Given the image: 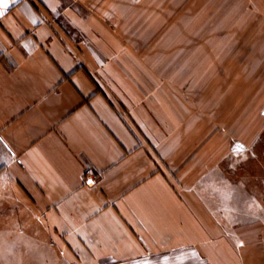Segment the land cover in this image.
<instances>
[{
	"label": "crops",
	"instance_id": "0c3cea01",
	"mask_svg": "<svg viewBox=\"0 0 264 264\" xmlns=\"http://www.w3.org/2000/svg\"><path fill=\"white\" fill-rule=\"evenodd\" d=\"M135 1L0 2V252L264 264V168L231 163L264 127L229 111L230 92H264V51L185 75ZM254 14L264 30V0Z\"/></svg>",
	"mask_w": 264,
	"mask_h": 264
},
{
	"label": "rangeland",
	"instance_id": "374dc122",
	"mask_svg": "<svg viewBox=\"0 0 264 264\" xmlns=\"http://www.w3.org/2000/svg\"><path fill=\"white\" fill-rule=\"evenodd\" d=\"M135 5L141 8L148 6L147 12L135 13L136 17L140 18L141 15L150 20L151 28L145 32L149 31L152 38H164L163 45L167 55L182 54L179 61L167 63H175V67L181 65L183 72L187 71L185 75L191 69H197L199 78H202L205 71L223 68L222 64L230 70L242 67L249 70L255 65L254 53L260 52V49L264 51V45L255 44V38L263 35L264 30L260 29L259 23L255 20L254 0H138L135 1ZM155 21H158V26ZM133 32L134 37L140 36L139 30L134 29ZM71 35L74 38L81 37L74 30H71ZM244 95L246 100L242 102L240 99L243 96L242 92H230L231 118H234L236 123H241V120L245 119L249 131H252L258 119L262 121L264 127V108L253 107L259 99H264V92H246ZM249 151L244 159L234 157L231 163L235 165L244 163L246 176L253 180L257 179L254 170L264 168V130L260 142ZM251 152L259 153L255 156ZM237 175L238 173L234 174V180L237 179L235 177ZM262 176L264 180V175ZM48 262L49 257L43 253L29 251L7 253L4 250L0 252V264H48ZM53 264H60L56 254L53 257Z\"/></svg>",
	"mask_w": 264,
	"mask_h": 264
},
{
	"label": "built area",
	"instance_id": "2783aa9c",
	"mask_svg": "<svg viewBox=\"0 0 264 264\" xmlns=\"http://www.w3.org/2000/svg\"><path fill=\"white\" fill-rule=\"evenodd\" d=\"M88 175H89L88 176L89 178H93V173L92 172H88Z\"/></svg>",
	"mask_w": 264,
	"mask_h": 264
},
{
	"label": "snow or ice",
	"instance_id": "6c2138e0",
	"mask_svg": "<svg viewBox=\"0 0 264 264\" xmlns=\"http://www.w3.org/2000/svg\"><path fill=\"white\" fill-rule=\"evenodd\" d=\"M0 2H4V0H0ZM4 6L5 7L7 6L6 2H4Z\"/></svg>",
	"mask_w": 264,
	"mask_h": 264
}]
</instances>
